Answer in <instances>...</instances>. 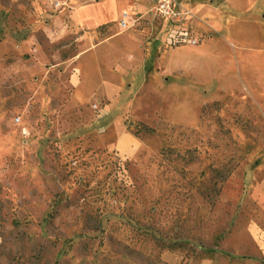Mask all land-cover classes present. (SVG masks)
<instances>
[{
    "label": "rangeland",
    "instance_id": "374dc122",
    "mask_svg": "<svg viewBox=\"0 0 264 264\" xmlns=\"http://www.w3.org/2000/svg\"><path fill=\"white\" fill-rule=\"evenodd\" d=\"M178 1L0 0V264H264V0Z\"/></svg>",
    "mask_w": 264,
    "mask_h": 264
},
{
    "label": "crops",
    "instance_id": "0c3cea01",
    "mask_svg": "<svg viewBox=\"0 0 264 264\" xmlns=\"http://www.w3.org/2000/svg\"><path fill=\"white\" fill-rule=\"evenodd\" d=\"M183 1L187 6L189 3L191 5L196 4L194 2L196 0ZM151 7V0H75L70 16L77 29L93 30L103 23L116 20L123 13H133L145 17ZM214 7L210 6L209 8ZM206 12L207 10L203 11L202 15H208ZM260 144H264V139ZM261 169H264V167H261ZM258 254L262 257L261 253Z\"/></svg>",
    "mask_w": 264,
    "mask_h": 264
},
{
    "label": "built area",
    "instance_id": "2783aa9c",
    "mask_svg": "<svg viewBox=\"0 0 264 264\" xmlns=\"http://www.w3.org/2000/svg\"><path fill=\"white\" fill-rule=\"evenodd\" d=\"M153 12L159 18H164L168 22L176 23L187 20L190 11L182 7L178 0H153ZM180 41H185V33H181ZM178 39L176 41H179ZM196 42V41H194Z\"/></svg>",
    "mask_w": 264,
    "mask_h": 264
}]
</instances>
